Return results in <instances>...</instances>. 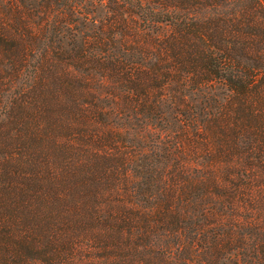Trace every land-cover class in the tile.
Masks as SVG:
<instances>
[{"label":"trees","instance_id":"1","mask_svg":"<svg viewBox=\"0 0 264 264\" xmlns=\"http://www.w3.org/2000/svg\"><path fill=\"white\" fill-rule=\"evenodd\" d=\"M0 264H264V0H0Z\"/></svg>","mask_w":264,"mask_h":264}]
</instances>
